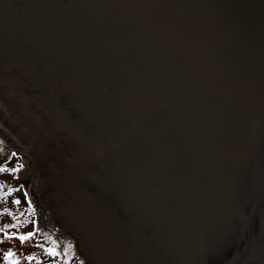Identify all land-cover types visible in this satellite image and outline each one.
Masks as SVG:
<instances>
[{
  "label": "water",
  "instance_id": "water-1",
  "mask_svg": "<svg viewBox=\"0 0 264 264\" xmlns=\"http://www.w3.org/2000/svg\"><path fill=\"white\" fill-rule=\"evenodd\" d=\"M0 128L87 264H264V0H0Z\"/></svg>",
  "mask_w": 264,
  "mask_h": 264
},
{
  "label": "rangeland",
  "instance_id": "rangeland-1",
  "mask_svg": "<svg viewBox=\"0 0 264 264\" xmlns=\"http://www.w3.org/2000/svg\"><path fill=\"white\" fill-rule=\"evenodd\" d=\"M20 160L16 158L15 171L9 179L11 185L15 184L10 200L13 211L0 215V264H43V256L45 251L49 253V249H54L59 255L48 254V264H83L78 260V257H83L77 251L74 239L58 225L54 215L45 208V202H39L41 198L34 182L33 165L24 159L27 167L22 169ZM24 187L32 195L31 206L24 200ZM14 197L21 198L22 203L14 205ZM46 215L51 217L54 226L48 224ZM21 236L26 239L21 240Z\"/></svg>",
  "mask_w": 264,
  "mask_h": 264
},
{
  "label": "flooded vegetation",
  "instance_id": "flooded-vegetation-1",
  "mask_svg": "<svg viewBox=\"0 0 264 264\" xmlns=\"http://www.w3.org/2000/svg\"><path fill=\"white\" fill-rule=\"evenodd\" d=\"M4 139L10 142L13 141L12 137H10L0 128V215L1 214L8 215L13 211L10 205V200H11V195L15 192V187H14L15 184L11 185L9 183V179L12 175V172L15 171L16 158L21 159L19 163L23 165L22 169H26L27 167L24 162V159L26 160V158L23 156V153L20 150H18V148H15L14 144H13L14 146L6 145ZM26 161L28 162V160ZM23 193H24V200L27 202L28 206H31L32 205L31 193H27L26 187L23 188ZM21 200L22 199L19 197H14V205L16 206L20 205V203H22ZM45 252H46L45 255L42 253L44 255L42 262H44L43 264H45V262L46 264H48L46 258L49 253H47V251Z\"/></svg>",
  "mask_w": 264,
  "mask_h": 264
},
{
  "label": "bare ground",
  "instance_id": "bare-ground-1",
  "mask_svg": "<svg viewBox=\"0 0 264 264\" xmlns=\"http://www.w3.org/2000/svg\"><path fill=\"white\" fill-rule=\"evenodd\" d=\"M4 141H5V144L8 145V146H12V145H13L10 141H7V140H5V139H4ZM13 146H14V145H13ZM15 148H16V147H15ZM24 162H26V161L24 160ZM46 220L48 221V224H52V222L50 221V220H51V217H50L49 215H46ZM50 226L52 227V226H54V225L52 224V225H50ZM76 254H77V253H76ZM78 260L81 261V263H83V264H87L86 261L84 260V258L81 259L80 257H78Z\"/></svg>",
  "mask_w": 264,
  "mask_h": 264
},
{
  "label": "snow or ice",
  "instance_id": "snow-or-ice-1",
  "mask_svg": "<svg viewBox=\"0 0 264 264\" xmlns=\"http://www.w3.org/2000/svg\"><path fill=\"white\" fill-rule=\"evenodd\" d=\"M29 235H31V233ZM20 239L23 240V239H26V237L21 236ZM48 251L50 255H54V256L59 255V253H57L54 249H49ZM9 256H11V253H9Z\"/></svg>",
  "mask_w": 264,
  "mask_h": 264
}]
</instances>
